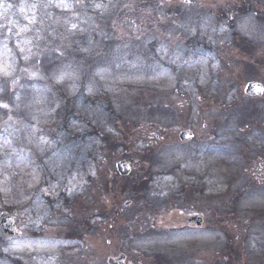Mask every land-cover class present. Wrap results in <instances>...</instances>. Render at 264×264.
Wrapping results in <instances>:
<instances>
[{
	"label": "rangeland",
	"instance_id": "1",
	"mask_svg": "<svg viewBox=\"0 0 264 264\" xmlns=\"http://www.w3.org/2000/svg\"><path fill=\"white\" fill-rule=\"evenodd\" d=\"M0 65V264H264V0H0Z\"/></svg>",
	"mask_w": 264,
	"mask_h": 264
},
{
	"label": "water",
	"instance_id": "2",
	"mask_svg": "<svg viewBox=\"0 0 264 264\" xmlns=\"http://www.w3.org/2000/svg\"><path fill=\"white\" fill-rule=\"evenodd\" d=\"M247 93L252 95H261L263 93V86L259 83H250L247 87ZM191 135L187 132L181 134V139H189ZM117 169L121 175H128L131 172L130 163L122 161L117 164ZM195 219H199L198 217ZM200 222V220H197ZM19 221L15 220L8 214H3L0 217V231H2L4 237L21 235L22 231L18 230ZM125 255H121L119 258L109 259V264H125Z\"/></svg>",
	"mask_w": 264,
	"mask_h": 264
},
{
	"label": "snow or ice",
	"instance_id": "3",
	"mask_svg": "<svg viewBox=\"0 0 264 264\" xmlns=\"http://www.w3.org/2000/svg\"><path fill=\"white\" fill-rule=\"evenodd\" d=\"M97 7H99V5H97ZM73 27H75V25H73ZM0 73H3L5 76L7 75H10V73L8 72V70L3 66V65H0ZM65 77H71V73H67V72H61V74L58 76V79L59 80H64ZM5 107H7L5 105Z\"/></svg>",
	"mask_w": 264,
	"mask_h": 264
}]
</instances>
